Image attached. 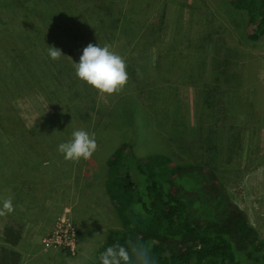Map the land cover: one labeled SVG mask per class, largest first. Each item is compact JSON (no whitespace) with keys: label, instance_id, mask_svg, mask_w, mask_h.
<instances>
[{"label":"rangeland","instance_id":"1","mask_svg":"<svg viewBox=\"0 0 264 264\" xmlns=\"http://www.w3.org/2000/svg\"><path fill=\"white\" fill-rule=\"evenodd\" d=\"M152 1L114 0L115 7L128 15L121 28L126 35L124 39L132 46L138 45L144 25L140 17L135 18L139 11H148L147 19L153 14L156 22L162 19L160 37H147L133 52L137 58L145 51L141 61H137L139 58L137 64L125 62L128 77L134 79L132 83L114 94H103L78 79L69 65V74L62 83L44 76L47 88L42 90L38 80L31 76L28 86L9 91L10 99L2 101L1 121L10 130H31L43 124L47 115L58 116L46 130L27 134L31 148L27 155L33 160L31 170H19L8 180L0 173V207L10 199L14 208L0 216V248L10 247L4 242V228L9 225L20 228L25 237L18 246L23 256L21 264H98V254L106 247L109 233L123 230L113 204L102 190L106 173L104 156L125 142L133 146L129 164L141 187L144 180L135 168L136 162L155 154L167 155L172 160L169 169L172 165L205 167L210 164L217 170L232 202L248 215L257 232L256 245L262 248L252 249L253 256L264 257V36L258 41L246 37L249 15L236 9L229 0H158L157 8L150 6ZM61 3L70 12L66 18L71 22L74 13L70 9L74 6L82 10L78 19H97L95 12L88 10L89 0H62ZM11 8L10 2L0 1V30H13L11 22L17 18L10 16ZM108 37L96 32L79 41L74 37L73 42L67 40L72 47L68 54L71 65L75 68L89 44L109 46ZM217 44L220 46L214 52ZM200 49L203 52L199 54ZM173 51L182 52L189 61L184 71L187 76H192L191 71L197 69L191 62L194 51L202 63L207 61V69L214 67L213 59L221 61V67L227 72L237 73L236 68H240L238 73L246 75L253 92L245 95L251 103L248 107L242 105L236 117L244 118L251 113L250 117L236 121L234 115H229L211 125L218 107H214L212 93L203 94V79L208 77L203 70H200L202 82L199 75L195 76L198 81L181 82L178 76L182 70H174V86L169 93L170 103L178 107L176 112L173 107L145 108L136 98L131 101L132 106L126 104L130 101L119 102L121 96L132 97V93L152 84L157 58ZM27 52L41 60L36 48ZM46 64L41 60L37 70H46L49 66ZM61 67L62 64L54 66L56 70ZM157 123L162 128H157ZM5 130L8 135L14 134L5 127L0 128ZM77 130L94 136L97 149L88 160H65L58 145L70 140ZM102 138L107 142L104 149Z\"/></svg>","mask_w":264,"mask_h":264},{"label":"trees","instance_id":"2","mask_svg":"<svg viewBox=\"0 0 264 264\" xmlns=\"http://www.w3.org/2000/svg\"><path fill=\"white\" fill-rule=\"evenodd\" d=\"M5 1L12 5L10 16L17 19L11 22L13 29L11 32L6 29L0 30V107L4 99H10L9 91L16 92L22 85L28 86L31 76L38 80V86L44 90L47 88L44 87L47 84L44 76L62 83L67 73L69 74V65L75 71L68 57L72 51L69 42H73V37L79 41L80 38L84 39L96 32L105 33L109 35L107 43L112 52L122 56L127 63L137 64L136 60L140 58L137 60L140 62L145 51L137 55V58L133 52L140 44H144V39L147 37L157 39L162 31V19L156 22L155 14L147 19L145 15H148V11H139L135 18H141L144 25L139 33L138 45L132 46L131 42L124 39L126 35L122 34L121 28L128 15L125 10L115 7L114 0H89L88 10H93L97 16V19L90 21L78 19L82 10L74 6V9H70L74 13L73 22L66 18L70 12L63 8L62 0ZM158 2L153 0L150 6L157 8ZM229 2L236 9L249 15L246 37L250 41L260 40L264 36V0ZM70 31H73V35ZM119 36L126 42L118 39ZM120 45L122 53L119 51ZM48 46L59 49L63 55L58 60L51 59L48 55ZM219 46L215 45L213 51L215 52ZM31 48H36L41 54L39 58L49 65L46 70H37L41 60L28 54L27 51ZM149 51L151 52V47ZM201 52H203L201 49L197 51L199 54ZM195 55L194 51L191 62L193 67L196 64L197 69L191 71L192 76L184 73L189 61L182 52L173 51L163 57L159 56L155 65L156 77L152 84L144 87L142 91L132 93V97L129 94L121 96L119 102L130 101L126 104L132 106L131 101L136 98L145 108L173 107L172 110L176 112L178 107L172 106L169 93L174 86L172 78L174 70L176 68L179 72L182 70L178 76L181 82H187L189 79L198 81L196 75H199L202 82L204 77H201L200 70H203L208 74V77L203 79L205 85L203 94L212 93L211 100L215 104L214 107H218L216 115L211 118V125L225 116L234 115V118L239 116L236 112L240 111L242 105L247 106L249 103L248 98L245 99L248 96L245 95H251L253 92L246 75L238 73L240 68H236L237 73L227 72L217 59H213L212 69H207V61L204 60V68L202 61ZM60 64L63 67L56 70L54 66ZM129 78L127 83H132L134 79ZM245 85L248 88L246 90ZM158 93H161L160 97L157 96ZM126 108L130 110L129 106ZM246 110L250 111L247 108ZM250 114L235 119L246 120ZM56 117L58 119L57 115H47L43 124L31 130L27 128L10 130L0 117V128L5 127L7 131L14 132V134L9 132L8 135L6 130L0 131V173H3L4 179L13 178L19 170L31 167L33 160L27 155L31 149L28 146L27 134L31 132L34 134V131L47 128L49 123L56 121L53 120ZM148 118L153 120L155 115ZM223 122L225 124L226 119ZM99 126L98 129L101 131L103 124ZM157 128L162 127L157 123ZM208 133L211 134V131ZM209 136L212 138V135ZM100 140L104 142L101 147L104 149L107 142L103 138ZM113 148L112 154L104 156L106 173L102 190L104 189L105 196L113 204L123 230L109 233L106 247L100 251L98 258L107 247L120 245L129 251L132 264H136L132 249L143 245L149 250L151 264H264V257L255 258L251 252L252 249L259 251L262 245H256L257 232L250 224L248 215L232 202L217 175V170L212 169L210 164L205 167L172 165L169 169L172 160L167 155L155 154L136 162L135 168L144 180V186L141 187L129 164V158L134 152L132 144L125 142ZM3 237L4 242L10 247L0 248V264H21L22 255L15 247L23 240L22 230L13 225L6 226Z\"/></svg>","mask_w":264,"mask_h":264},{"label":"clouds","instance_id":"3","mask_svg":"<svg viewBox=\"0 0 264 264\" xmlns=\"http://www.w3.org/2000/svg\"><path fill=\"white\" fill-rule=\"evenodd\" d=\"M48 55L58 60L62 52L48 46ZM75 73L78 79L103 94H114L123 89L128 82L126 63L121 56L110 51L108 46L101 47L89 44L83 49L79 63H75ZM97 149L94 136L86 131L77 130L72 133L71 139L58 145V151L68 161L90 159ZM14 211L12 201L5 200L0 207V216ZM136 264H151L149 250L138 245L132 249ZM100 264H132L129 251L120 245L109 246L99 256Z\"/></svg>","mask_w":264,"mask_h":264},{"label":"crops","instance_id":"4","mask_svg":"<svg viewBox=\"0 0 264 264\" xmlns=\"http://www.w3.org/2000/svg\"><path fill=\"white\" fill-rule=\"evenodd\" d=\"M31 169H32V165H31V167H30L29 169H26V170H28V171H29V170H31ZM21 170H23V169H21ZM21 170H20V171H21ZM22 233H23V232H22ZM23 239H25V237H24V234H23ZM22 241H23V240H22ZM21 243H22V242H21ZM21 243H20V244H21ZM20 244H19V246H20ZM15 249H16L18 252H20V253H21V251H20V250H18V246H17V247H15ZM21 255H22V253H21ZM22 260H23V256H22Z\"/></svg>","mask_w":264,"mask_h":264}]
</instances>
